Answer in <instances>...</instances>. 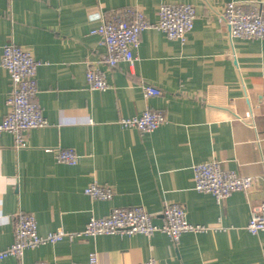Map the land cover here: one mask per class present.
I'll return each mask as SVG.
<instances>
[{
    "label": "crops",
    "instance_id": "1",
    "mask_svg": "<svg viewBox=\"0 0 264 264\" xmlns=\"http://www.w3.org/2000/svg\"><path fill=\"white\" fill-rule=\"evenodd\" d=\"M228 2L264 5V0H0V56L12 40L41 62L37 102L49 122L27 130L22 148L13 134L0 135V249L14 241L13 216L19 210L35 215L42 235L77 232L92 216L136 205L161 225L167 202L184 204L189 222L208 226L176 241L160 231L65 237L0 264H88L93 251L99 264L150 258L160 264H264V230L247 229L264 202V39L230 42L221 18ZM164 3L194 5L186 41L145 29L132 70L127 62L110 67L101 38L91 34L101 23L97 15L135 6L157 22ZM89 67L100 69L111 87L90 90ZM142 82L162 95L146 98ZM10 90V75L0 66V122ZM148 107L166 112L168 122L147 133L119 124ZM55 147L74 148L78 163L58 162L56 152L47 150ZM211 160L255 177L254 187L221 202L197 191L193 166ZM93 181L110 184L114 196L89 197L85 189Z\"/></svg>",
    "mask_w": 264,
    "mask_h": 264
},
{
    "label": "built area",
    "instance_id": "2",
    "mask_svg": "<svg viewBox=\"0 0 264 264\" xmlns=\"http://www.w3.org/2000/svg\"><path fill=\"white\" fill-rule=\"evenodd\" d=\"M98 18L101 23L91 30V34L98 35L105 46L104 61L110 67H115L120 62H127L132 70L137 59L135 50L140 45L141 34L145 29H158L169 39L184 43L187 34L193 28L196 9L194 5L188 3H164L159 7L157 22L148 20L143 10L135 6L114 10L108 15L100 13L97 15ZM221 18L228 27L231 43L234 38L264 39V5L262 3L228 2L221 13ZM232 56L235 57L234 51ZM40 63L30 51L12 40L3 47L0 56V66L8 71L11 79V90L6 100L8 111L0 122V135L3 132L13 134L17 148L26 146L24 133L27 130L49 124L37 102V68ZM86 77L90 90H107L111 87L100 69L89 67ZM141 89L146 98L162 95L161 89L146 82H142ZM250 118L254 119V114L251 113ZM167 122L166 112L149 107L139 115L119 120L122 127L135 128L141 133L152 132ZM47 150L56 152L58 162L76 164L79 161L80 156L74 148L55 147L47 148ZM193 173L195 189L199 192L211 193L217 202H221L233 192L250 191L256 182L255 177L243 176L237 171L222 168L217 160L195 164ZM85 193L92 199L105 200L114 196V189L110 184L93 181L88 184ZM162 217L163 222L158 225L141 205L116 207L105 216H92L80 231L59 229L42 235L38 231L35 215L19 210L13 216L14 241L8 247L0 249V262L10 256L22 259L27 249L56 243L65 237L74 240L81 236L135 233L149 236L160 231L176 241L184 232L208 230L206 225L189 222L185 205L182 203L167 202L163 208ZM247 229L252 234L264 230V202L254 211ZM37 264L48 263L41 261ZM88 264H99L96 252L90 253ZM137 264L160 263L156 258H150Z\"/></svg>",
    "mask_w": 264,
    "mask_h": 264
}]
</instances>
